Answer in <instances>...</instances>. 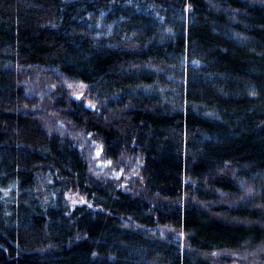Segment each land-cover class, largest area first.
Listing matches in <instances>:
<instances>
[{"label": "trees", "instance_id": "1", "mask_svg": "<svg viewBox=\"0 0 264 264\" xmlns=\"http://www.w3.org/2000/svg\"><path fill=\"white\" fill-rule=\"evenodd\" d=\"M28 70L92 103L43 105ZM87 135L142 190L94 179ZM166 225L184 245L146 231ZM262 243L264 0H0V264H212Z\"/></svg>", "mask_w": 264, "mask_h": 264}, {"label": "rangeland", "instance_id": "2", "mask_svg": "<svg viewBox=\"0 0 264 264\" xmlns=\"http://www.w3.org/2000/svg\"><path fill=\"white\" fill-rule=\"evenodd\" d=\"M100 26L110 31V25ZM28 71V73L32 72L33 75L29 76L27 81L31 82L33 85L36 86L37 89L41 91V99L44 98L42 100L43 105H49V102H51L53 107H55L53 98L62 95V92L66 95V97L73 98L76 100H84L87 104L92 103L86 97V86L84 84L76 82H67L64 84L60 83L59 86L63 87H59L50 83L47 78L42 76L37 71ZM50 117L51 120L60 128L77 129L76 125L72 121L67 119L63 114L54 113L51 114ZM87 136L90 138L89 145L92 147V151H90L89 153L91 154L90 159L93 160L94 165L93 168H90V173L94 179H102L105 181L113 180L115 183L122 187L130 188L135 191L142 190V180L140 175L138 174L139 168H137L136 164L131 163L129 160L126 161V163L124 164H114L111 158L104 157L103 148L101 144L93 137L89 135ZM82 147L86 150L83 145ZM136 162L138 163V160ZM113 165L115 168L111 167ZM255 193L256 188L251 189V191H248L246 193H243V195L241 196L225 198V201L223 199L222 201L219 200L216 202V204L218 205L227 203V201L230 200H233L234 202H247L250 199L249 197L253 196ZM66 198L71 208L75 205L86 203L85 198L76 192L67 193ZM146 231L150 235L158 236L162 239H170L174 242L179 243L181 246L184 245V238L186 236V232L181 230L179 227L166 225L163 227H158L157 229L147 228ZM204 256L208 258L212 264H264V243L253 247L242 245L241 247L236 249L210 251L204 253Z\"/></svg>", "mask_w": 264, "mask_h": 264}]
</instances>
